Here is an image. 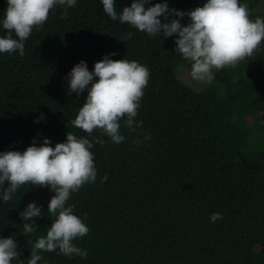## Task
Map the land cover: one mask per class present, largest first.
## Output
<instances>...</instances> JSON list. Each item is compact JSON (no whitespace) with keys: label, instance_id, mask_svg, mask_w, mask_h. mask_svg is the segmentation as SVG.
Listing matches in <instances>:
<instances>
[{"label":"trees","instance_id":"obj_1","mask_svg":"<svg viewBox=\"0 0 264 264\" xmlns=\"http://www.w3.org/2000/svg\"><path fill=\"white\" fill-rule=\"evenodd\" d=\"M261 1L239 0L252 20ZM167 2L171 8L174 0ZM115 3L119 14L131 0ZM6 6L0 0V18ZM64 11L55 6L33 29L23 56L0 53V152H23L33 139L39 146L47 138L54 147L67 132L93 142L97 180L68 201L89 228L73 241L87 257H66L57 249L40 252L38 264H264V43L253 57L215 70L213 81L195 90L176 72L191 66L175 52L177 36L149 37L112 20L101 0H77L61 19ZM180 22L186 26L189 18ZM128 32L131 38L121 40ZM110 53L112 60L136 61L150 72L136 117L142 128L130 133L121 121L126 139L119 145L100 130L88 136L73 125L87 92L67 91L74 65L83 60L92 71ZM41 113L44 119L35 123ZM53 195L29 184L10 201L0 199V238L16 240L25 264L54 219L47 214ZM31 202L42 215L32 221L37 231L25 235L19 213ZM213 213L223 218L213 223Z\"/></svg>","mask_w":264,"mask_h":264},{"label":"clouds","instance_id":"obj_2","mask_svg":"<svg viewBox=\"0 0 264 264\" xmlns=\"http://www.w3.org/2000/svg\"><path fill=\"white\" fill-rule=\"evenodd\" d=\"M77 0H6L0 26L7 35L0 37V53L18 52L24 55V42L34 28L45 24L50 11L57 5L63 6L61 19L67 16V8L74 7ZM103 11L112 20L127 23L138 31L155 37L177 36L175 52L185 61H189L190 76L202 83H211L213 70L235 67L260 50L264 43V19H250L247 5L239 0H206L201 7L184 12L168 6L167 0L152 4L151 0H131L130 6L123 7L117 13L115 0H101ZM189 18L186 26L181 19ZM176 17L175 19H169ZM161 18L165 21L162 23ZM15 38H14V36ZM128 32L121 40L131 38ZM110 53L95 62L89 71L81 60L68 73V94L79 96L87 92L85 103L79 108L73 125L87 133L96 130L110 138L114 144H121L126 137L121 134V121L130 133L142 128V121H137L138 109L144 89L148 86L150 72L144 65L126 59L112 60ZM94 78L95 82H94ZM44 119L43 114L35 123ZM139 135H143L141 132ZM151 139L144 136V140ZM103 145L104 140L95 139ZM50 140L43 139L37 146L33 139L23 152H0V199L8 202L13 194L24 185L49 188L54 195L50 198L47 214L54 219L46 235L38 237L26 264H38L43 257L40 252H54L66 257H87V250L76 246L73 241L86 236L89 228L80 217L74 214V205H68L72 193L97 180L94 155L90 151L93 142L88 138L78 137L72 132L66 133V140L50 146ZM139 136L133 144L139 146ZM107 176L101 177V183ZM7 182V187H4ZM42 215L41 207L35 202L27 204L19 216L25 235L37 231L34 218ZM220 213H213L210 221L222 219ZM21 252L12 237L0 238V264H25L20 259Z\"/></svg>","mask_w":264,"mask_h":264},{"label":"rangeland","instance_id":"obj_3","mask_svg":"<svg viewBox=\"0 0 264 264\" xmlns=\"http://www.w3.org/2000/svg\"><path fill=\"white\" fill-rule=\"evenodd\" d=\"M206 0H174L172 7L177 10H181L184 12L189 11L195 5L199 3H205ZM255 12L257 14V18L264 19V0H262L256 7ZM176 17H170L169 19H175ZM242 62V61H241ZM215 69L213 70V72ZM177 74L184 80L189 86H191L195 90H200L205 86L206 83L195 81L190 76V69L186 64L181 65L177 69Z\"/></svg>","mask_w":264,"mask_h":264}]
</instances>
